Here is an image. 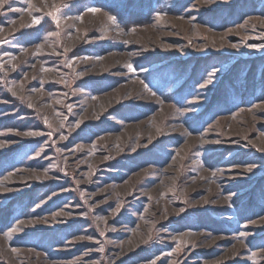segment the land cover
<instances>
[{
  "label": "rangeland",
  "instance_id": "rangeland-1",
  "mask_svg": "<svg viewBox=\"0 0 264 264\" xmlns=\"http://www.w3.org/2000/svg\"><path fill=\"white\" fill-rule=\"evenodd\" d=\"M136 5L0 0V264H264V0Z\"/></svg>",
  "mask_w": 264,
  "mask_h": 264
},
{
  "label": "trees",
  "instance_id": "trees-1",
  "mask_svg": "<svg viewBox=\"0 0 264 264\" xmlns=\"http://www.w3.org/2000/svg\"><path fill=\"white\" fill-rule=\"evenodd\" d=\"M96 6L108 9L113 15H116L117 19L121 20L122 22H125L123 19V16L121 15L122 6H125L127 9V18H125L128 22L133 23L134 25V10L137 9V2L140 0H120L118 4L112 3L117 2L116 0H92ZM111 1V2H110ZM115 4V5H113ZM117 5V7H116ZM141 14V13H140ZM141 17V15H140Z\"/></svg>",
  "mask_w": 264,
  "mask_h": 264
},
{
  "label": "snow or ice",
  "instance_id": "snow-or-ice-1",
  "mask_svg": "<svg viewBox=\"0 0 264 264\" xmlns=\"http://www.w3.org/2000/svg\"><path fill=\"white\" fill-rule=\"evenodd\" d=\"M91 11L95 12V11H97V9H92Z\"/></svg>",
  "mask_w": 264,
  "mask_h": 264
},
{
  "label": "bare ground",
  "instance_id": "bare-ground-1",
  "mask_svg": "<svg viewBox=\"0 0 264 264\" xmlns=\"http://www.w3.org/2000/svg\"><path fill=\"white\" fill-rule=\"evenodd\" d=\"M220 234V233H219Z\"/></svg>",
  "mask_w": 264,
  "mask_h": 264
}]
</instances>
